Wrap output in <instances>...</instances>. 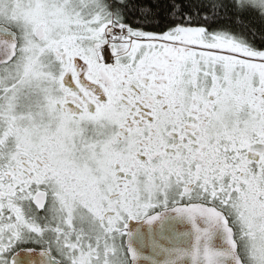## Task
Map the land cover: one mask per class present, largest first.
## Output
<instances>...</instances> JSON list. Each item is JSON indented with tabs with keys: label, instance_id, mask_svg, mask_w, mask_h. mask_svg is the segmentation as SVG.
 <instances>
[{
	"label": "snow or ice",
	"instance_id": "6c2138e0",
	"mask_svg": "<svg viewBox=\"0 0 264 264\" xmlns=\"http://www.w3.org/2000/svg\"><path fill=\"white\" fill-rule=\"evenodd\" d=\"M0 264H264V0H0Z\"/></svg>",
	"mask_w": 264,
	"mask_h": 264
}]
</instances>
